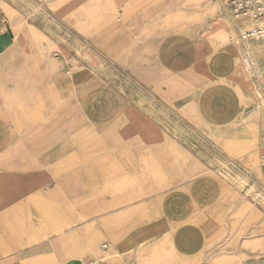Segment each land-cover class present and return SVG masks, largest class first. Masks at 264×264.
<instances>
[{
  "label": "crops",
  "instance_id": "obj_1",
  "mask_svg": "<svg viewBox=\"0 0 264 264\" xmlns=\"http://www.w3.org/2000/svg\"><path fill=\"white\" fill-rule=\"evenodd\" d=\"M89 1L43 5L78 39L105 29L106 39H129L142 56L151 50L129 75L158 104H175L178 89L207 84L189 58L177 74L176 53L149 44L161 38L159 16L174 2L108 0L101 27L86 33L71 19ZM28 61L6 67L13 69L0 65L7 72L0 73V264H219L225 246L238 255L242 239L254 245L262 239L264 211L246 227L250 209L235 220L242 197L218 177L223 185L210 181L203 163L182 164L178 152L192 149L166 139L157 118L137 106L145 96L98 95L96 86L66 77L62 65ZM191 108L181 109L186 123ZM245 110L198 126L205 144L252 168L240 159L253 148L230 153L251 139L240 122L252 112ZM256 151L263 174L260 141ZM211 189L218 195L209 198ZM241 251L247 256L241 264H264L258 251Z\"/></svg>",
  "mask_w": 264,
  "mask_h": 264
},
{
  "label": "rangeland",
  "instance_id": "obj_2",
  "mask_svg": "<svg viewBox=\"0 0 264 264\" xmlns=\"http://www.w3.org/2000/svg\"><path fill=\"white\" fill-rule=\"evenodd\" d=\"M43 1L45 0H0V28L3 26L5 29L0 31V65H4L5 69H13L6 67L27 63L29 59L37 64H58L64 67L66 77L75 76L77 79L96 86L98 95L109 92V94L135 98H144L145 96V103L137 106L140 108L143 106V110L153 115L154 119L157 118L155 121L161 125L162 131L168 137L165 136L166 139L170 141L169 137H171V143L192 149L178 152L185 158L184 161L182 158L180 159L182 164L188 165L197 161L203 163L207 166L204 174L207 173L210 181L212 179L215 182L221 179L237 192V197H242L241 201L244 200V202L233 213L235 220L248 209L250 210L247 211L248 215L243 227L251 224L254 219L262 217L260 211H264V186L259 181L262 179L259 177V168L240 167L236 161L225 158L211 144H205L199 134L201 128L198 125L209 127L208 119H212L217 114L235 117L238 102L234 87H238L246 96L244 106L246 114L257 109L259 106L256 98L257 89L260 90L259 92L264 98V39L247 41L239 33L240 62L234 65L235 69L230 72L226 65L227 59L232 53L229 39L226 35H223L222 39L218 38L222 32L228 30L226 20L223 19L226 9L230 11L228 6H223L222 0H204L202 6L207 12L213 9L216 1L214 11L185 24L190 11L188 0H170L174 2L175 6L162 11L158 19L159 25L162 26L160 41L151 40L149 44L160 45L161 52L165 55H168L169 52L173 54V51L176 53L177 74L179 65L188 62L189 58L195 73L206 78L207 84L196 91L178 89L175 104H158L148 96L143 88L132 83L129 75L130 67H138L143 57L151 54V50H148L149 53L145 51L142 56L139 51H135L134 45H130L129 39L114 41L106 39L105 29L94 39H78L68 33L66 27L57 23L51 15L46 13ZM108 7L110 8L108 0H91L81 9L82 11L73 14L71 22L78 25L83 32L92 33L101 27L105 18L103 16L107 14ZM96 9H99L98 12ZM228 16L231 19L235 18L231 11ZM230 18L228 17L229 20ZM241 19L244 18L235 20L242 21ZM251 22L254 26L243 31L244 34L261 27L264 18L260 22L257 20H251ZM144 26L146 28L148 24L146 23ZM16 32L19 33L16 34ZM248 49L255 52L260 51L257 56L259 72H262L259 73V79L253 70L250 71L251 74H248L242 65L243 55ZM189 52L191 55L186 56L185 53ZM0 73L6 74L7 72ZM212 74L221 79H216ZM193 84L195 85V82ZM214 99L215 103L213 104ZM187 106L193 108L188 113L189 119L186 123L180 115L181 109ZM182 116L184 115L182 114ZM261 118L263 127L264 115ZM240 160L246 161L247 155L245 154ZM195 168L196 164L193 169ZM220 185L223 184L220 182ZM209 192L211 197L219 193L216 189H211ZM210 196L209 198H211ZM205 202L203 200L202 203H199L204 204ZM257 237H262V239L257 240L258 244L256 245L246 242L245 238L242 239L238 255L232 253L237 250L236 247L226 248L225 246L224 251L227 256L219 264H234V262L241 264V261L247 259L241 250L258 251L259 256H264V232Z\"/></svg>",
  "mask_w": 264,
  "mask_h": 264
},
{
  "label": "bare ground",
  "instance_id": "obj_3",
  "mask_svg": "<svg viewBox=\"0 0 264 264\" xmlns=\"http://www.w3.org/2000/svg\"><path fill=\"white\" fill-rule=\"evenodd\" d=\"M188 2L190 4V11L188 12L187 21L185 22V24L191 23V22H193V21H195L197 19H200V18H202V17H204L206 15H209L210 12H213L214 11V7L216 6V1H215V6L213 7V9L210 10L209 12H207V11L204 10V8L202 6L204 0H188ZM221 4L223 6L224 5H227V0H222V3ZM99 8H100V5H99ZM98 10H97V12H98ZM220 12H221V10H220ZM77 14H78V12H77ZM228 14H230V11L226 9L225 16L223 17V19L226 20L228 30L226 32H222V35H220V37H218V38L219 39H222L223 35L224 36L226 35L228 37V39H229V43H230L229 46L231 48V52L232 53H231L230 57L227 59L226 65H227V69L231 72V70L233 69L234 65L239 64V62H240V53H238V50H239V42H240L239 33L242 34V37L244 39V35L246 33L244 34L243 31H246L248 29H251L254 25L251 22V20H253V19L244 18V19H241L242 21H236L235 19H238V18H236V17L234 18L233 17V19H234L233 20V19L230 18V16H228ZM103 17H105V15ZM228 17L230 18V20L228 19ZM88 18H90V17H88ZM79 19H80V17H79ZM257 22H260V20H257ZM86 29H87V27H86ZM1 30H4L3 26L0 28V31ZM19 32H20V30H19ZM19 32H16V34L19 33ZM210 35H212V34H210ZM210 35L208 36L209 38H210ZM252 52H253V55L255 54L254 56H251V61H252L253 67L250 68V69H246L245 68V70L248 72V74H251L250 71L252 72V70H253L258 75V79H259V77H260L259 73L261 74L262 72H259L260 69H259V66H258L257 56L260 54V51H256L255 52L254 50H252ZM234 88H235L236 98H237V102H238V105H237V108H236L237 111H236L235 116L236 117L237 116L239 117L241 115V113L243 112L242 109L245 106V103L243 102L244 101V95L238 89V87H234ZM259 91L260 90L257 89V96H256V98L258 100V105H259V106H257V109L252 110V112H251V114H250L249 117L240 118V122L241 123H244L245 128H247L250 131L249 133H251V139L252 140L250 139L249 141L244 142V143H246V146H244L243 148H240L238 150H232L231 149V152H230L232 154H237L238 155V154H241V153H246V151L248 149L253 148L254 151H252L251 153H246V155H247V160L251 161L252 162V165L254 167H258V157H257V151H256V149L258 147L259 141L261 142V140H258V134H257L258 133V126H259L260 120H261L260 115H261V117L264 115V114H262V112H264V98H263V96H261V94H260ZM260 108H261V113H260ZM238 111L240 113H238ZM213 177L216 178V176H213ZM259 177L260 178L261 177L264 178V173L261 174L260 171H259ZM213 180H214V178H213ZM211 181H212V179H211ZM215 182H217V183L220 184L219 180L218 181H215ZM221 184H223V183H221ZM216 194H218V193H216ZM204 202H205V200H204Z\"/></svg>",
  "mask_w": 264,
  "mask_h": 264
},
{
  "label": "built area",
  "instance_id": "obj_4",
  "mask_svg": "<svg viewBox=\"0 0 264 264\" xmlns=\"http://www.w3.org/2000/svg\"><path fill=\"white\" fill-rule=\"evenodd\" d=\"M227 6L236 18H249L261 20L264 18V0H227ZM264 39V23L257 30L250 31L244 35V40ZM251 56L252 50L248 49L242 58V65L246 69L253 67ZM262 151L259 156V165L264 167V125L261 133ZM264 191V190H263Z\"/></svg>",
  "mask_w": 264,
  "mask_h": 264
}]
</instances>
